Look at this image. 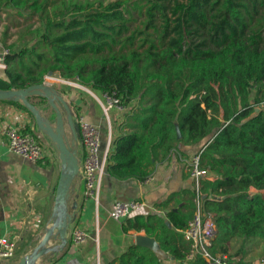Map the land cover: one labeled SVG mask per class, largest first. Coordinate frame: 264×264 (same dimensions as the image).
I'll return each instance as SVG.
<instances>
[{
  "label": "trees",
  "instance_id": "trees-1",
  "mask_svg": "<svg viewBox=\"0 0 264 264\" xmlns=\"http://www.w3.org/2000/svg\"><path fill=\"white\" fill-rule=\"evenodd\" d=\"M8 9L36 15L43 32L8 45L0 88L59 71L121 97L111 176L145 181L180 145H202L199 186L121 219L123 232L144 231L179 264H205L199 255L187 261L183 234L200 207L217 226L210 251L255 264L246 256L250 239L264 240V0H0V12ZM0 102L28 112L26 130L36 131L23 103ZM132 238L107 264H165Z\"/></svg>",
  "mask_w": 264,
  "mask_h": 264
},
{
  "label": "crops",
  "instance_id": "crops-1",
  "mask_svg": "<svg viewBox=\"0 0 264 264\" xmlns=\"http://www.w3.org/2000/svg\"><path fill=\"white\" fill-rule=\"evenodd\" d=\"M45 80L70 103L75 116L83 115L99 127L103 155L106 157L120 134L124 114L116 110L107 114L102 92L78 79H66L55 71L46 75ZM31 100L44 112L49 109L42 97L33 96ZM11 119L33 125L28 112L16 105L0 102V235L8 234L16 239L19 252L24 254L39 243L46 229L52 225L61 162L57 149L46 139L42 143L45 152L51 155L46 164L33 163L11 152L6 136L1 133L3 124ZM67 132L71 137L68 129ZM78 146L82 158L84 152L79 140ZM201 146L180 145L168 161L158 163L154 174L145 181L111 176L106 170L105 160L97 200L84 198V185L78 176L70 199L71 205L77 202V208L69 232L71 236L76 227H83L90 236L79 245L70 240L60 252L49 254L40 263L107 264L122 248L134 241L132 237L137 234L134 230L129 231L130 236L123 232L122 220L113 219L110 215L113 204L118 200H139L148 213L171 193L193 186L195 181L189 172V162ZM52 242L55 244L58 241L52 239Z\"/></svg>",
  "mask_w": 264,
  "mask_h": 264
},
{
  "label": "built area",
  "instance_id": "built-area-1",
  "mask_svg": "<svg viewBox=\"0 0 264 264\" xmlns=\"http://www.w3.org/2000/svg\"><path fill=\"white\" fill-rule=\"evenodd\" d=\"M11 53V48L0 45V73L6 67V57ZM104 98V110L108 114L111 110L124 114L126 107L121 97L113 91L102 93ZM260 106H264V100ZM79 124L80 144L83 148L79 177L81 178L84 191V198L98 199L101 176L104 171L107 156L103 155L100 129L85 119L83 115H76ZM26 123L13 120L6 121L1 128V133L7 138V146L11 152L30 160L33 163L46 164L51 155L45 152L40 134L37 131L26 130ZM189 172L195 184L199 186L200 179L205 171L200 168V155L195 154L189 162ZM143 203L139 200L116 201L113 204L110 215L113 219L121 220L137 214H147ZM186 240L190 242V252L187 261H193L197 256L205 259V264H237L238 258L226 253L213 254L210 246L217 234V226L214 216L203 211L200 207L195 211L188 226L183 230ZM90 236L89 231L83 227H76L70 236L73 244H83ZM19 253L17 240L6 235H0V263L10 262ZM39 264H57L54 262Z\"/></svg>",
  "mask_w": 264,
  "mask_h": 264
},
{
  "label": "water",
  "instance_id": "water-1",
  "mask_svg": "<svg viewBox=\"0 0 264 264\" xmlns=\"http://www.w3.org/2000/svg\"><path fill=\"white\" fill-rule=\"evenodd\" d=\"M39 96L46 101L48 110L44 112L31 98ZM0 100H10L23 103L35 118L37 129L55 146L61 162V173L56 189L54 204V220L39 243L30 251L22 254L20 259L0 264H39L54 252H60L70 241V225L74 220L77 202L70 204L74 181L80 172L81 156L78 140L79 124L75 112L69 102L57 88L47 84L46 80L18 89L0 88ZM67 129L70 131L69 137ZM180 135V133H179ZM207 195H203L205 198ZM74 211V212H73ZM172 226L170 221H167ZM55 239L56 242L50 244ZM135 243L152 250L165 264L179 262L152 236L145 233L135 234Z\"/></svg>",
  "mask_w": 264,
  "mask_h": 264
},
{
  "label": "rangeland",
  "instance_id": "rangeland-1",
  "mask_svg": "<svg viewBox=\"0 0 264 264\" xmlns=\"http://www.w3.org/2000/svg\"><path fill=\"white\" fill-rule=\"evenodd\" d=\"M135 14L138 15L137 12ZM138 20L140 21V19ZM42 32L43 24L36 15L34 17L22 16L10 9L6 12H0V45H12L16 48L32 42L36 36L35 34H41ZM36 131L43 141L44 139L49 140L38 129ZM234 244L235 247L239 245L236 241ZM247 248V259L252 260L255 264H264V240L252 238L248 241ZM21 256L22 251L12 261L20 259Z\"/></svg>",
  "mask_w": 264,
  "mask_h": 264
},
{
  "label": "bare ground",
  "instance_id": "bare-ground-1",
  "mask_svg": "<svg viewBox=\"0 0 264 264\" xmlns=\"http://www.w3.org/2000/svg\"><path fill=\"white\" fill-rule=\"evenodd\" d=\"M50 243H51V241H50Z\"/></svg>",
  "mask_w": 264,
  "mask_h": 264
}]
</instances>
